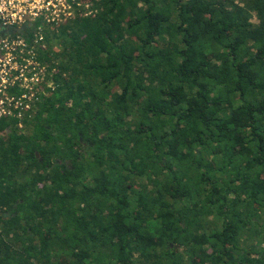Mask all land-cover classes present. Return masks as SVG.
Returning a JSON list of instances; mask_svg holds the SVG:
<instances>
[{
  "label": "trees",
  "instance_id": "trees-1",
  "mask_svg": "<svg viewBox=\"0 0 264 264\" xmlns=\"http://www.w3.org/2000/svg\"><path fill=\"white\" fill-rule=\"evenodd\" d=\"M28 30L46 79L0 118V264H264V0Z\"/></svg>",
  "mask_w": 264,
  "mask_h": 264
},
{
  "label": "built area",
  "instance_id": "built-area-1",
  "mask_svg": "<svg viewBox=\"0 0 264 264\" xmlns=\"http://www.w3.org/2000/svg\"><path fill=\"white\" fill-rule=\"evenodd\" d=\"M65 1L67 0H0V25L16 27L33 22L39 17L48 24L57 22ZM68 1L77 4V0ZM42 37L38 28L33 42L40 43ZM33 48L34 45L25 42L22 37L10 40L5 35H0V118H23L30 113L28 100L32 97L31 90L44 77V65L35 58ZM16 84L23 88V93L17 98L15 93L13 96L8 95V88ZM27 111L29 112L25 114Z\"/></svg>",
  "mask_w": 264,
  "mask_h": 264
},
{
  "label": "rangeland",
  "instance_id": "rangeland-1",
  "mask_svg": "<svg viewBox=\"0 0 264 264\" xmlns=\"http://www.w3.org/2000/svg\"><path fill=\"white\" fill-rule=\"evenodd\" d=\"M84 6L85 8H88V0H77V4L76 3H71L70 1H65L64 2V6L62 7V11L59 14L58 19L56 20L57 22H53V23H49L51 25H55L58 26L60 24H63L64 22L66 23L70 18H72L75 14V12L81 7ZM46 68L44 66V72H43V80L41 81V83H39L37 85L38 89L39 88H43L42 86L44 85V80L46 79ZM44 82V83H43ZM32 96L35 94L34 90H31Z\"/></svg>",
  "mask_w": 264,
  "mask_h": 264
},
{
  "label": "flooded vegetation",
  "instance_id": "flooded-vegetation-1",
  "mask_svg": "<svg viewBox=\"0 0 264 264\" xmlns=\"http://www.w3.org/2000/svg\"><path fill=\"white\" fill-rule=\"evenodd\" d=\"M30 26V22L22 23L20 26H8L2 27L0 25V35H5L6 37L10 38V40H14L16 37H22L25 42H28V37L30 30H28ZM15 93V85L8 88V95H14ZM27 111L25 114H27Z\"/></svg>",
  "mask_w": 264,
  "mask_h": 264
}]
</instances>
